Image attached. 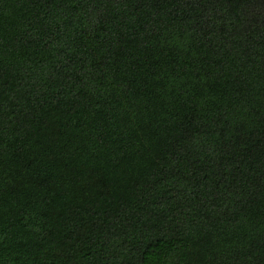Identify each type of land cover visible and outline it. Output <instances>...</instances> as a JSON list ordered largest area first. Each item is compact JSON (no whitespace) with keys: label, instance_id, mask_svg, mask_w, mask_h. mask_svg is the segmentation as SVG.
Returning <instances> with one entry per match:
<instances>
[{"label":"trees","instance_id":"obj_1","mask_svg":"<svg viewBox=\"0 0 264 264\" xmlns=\"http://www.w3.org/2000/svg\"><path fill=\"white\" fill-rule=\"evenodd\" d=\"M0 264H264V0H0Z\"/></svg>","mask_w":264,"mask_h":264}]
</instances>
